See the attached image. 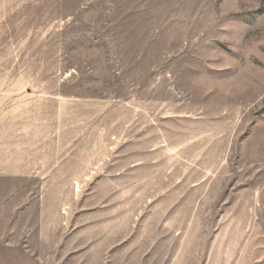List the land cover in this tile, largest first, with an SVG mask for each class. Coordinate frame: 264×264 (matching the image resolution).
Returning <instances> with one entry per match:
<instances>
[{
	"label": "rangeland",
	"instance_id": "1",
	"mask_svg": "<svg viewBox=\"0 0 264 264\" xmlns=\"http://www.w3.org/2000/svg\"><path fill=\"white\" fill-rule=\"evenodd\" d=\"M0 264H264V0H0Z\"/></svg>",
	"mask_w": 264,
	"mask_h": 264
}]
</instances>
